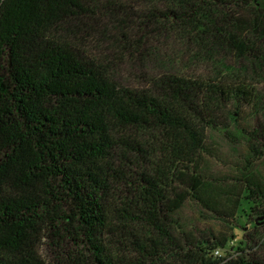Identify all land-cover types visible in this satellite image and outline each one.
<instances>
[{"label": "trees", "instance_id": "trees-1", "mask_svg": "<svg viewBox=\"0 0 264 264\" xmlns=\"http://www.w3.org/2000/svg\"><path fill=\"white\" fill-rule=\"evenodd\" d=\"M170 40L230 79L180 75L152 52ZM147 52L162 74L123 86ZM239 102L264 112V0H0V264H264V221L213 259L227 239L184 218L208 205L205 133Z\"/></svg>", "mask_w": 264, "mask_h": 264}, {"label": "rangeland", "instance_id": "rangeland-1", "mask_svg": "<svg viewBox=\"0 0 264 264\" xmlns=\"http://www.w3.org/2000/svg\"><path fill=\"white\" fill-rule=\"evenodd\" d=\"M159 43L152 47V52L158 60L176 58L180 75L192 79H230L229 73L221 72L205 59L194 58L191 54L182 56L180 46L175 41ZM153 53L147 52L143 60L134 59V63L128 56L124 59L119 67L123 86L145 90L157 74H162L149 62L148 56H153ZM227 111V121L221 120L218 127L206 131L205 149L198 164L193 166L204 183L202 196L207 199L208 205L190 197L184 208V218L190 221L191 228L197 230L193 233L195 238L201 235L210 236L213 241L227 239L228 242L219 247V255L211 254L213 259L225 257L229 252L235 253L238 248L244 249L245 234L257 224L262 226L264 221L256 214L264 204L260 206L252 198L255 182H264V140L256 142L253 133L258 123L264 129V112H257V107L245 102L229 104ZM253 143L259 147L260 156L251 151ZM261 244L256 250L264 256V236Z\"/></svg>", "mask_w": 264, "mask_h": 264}, {"label": "built area", "instance_id": "built-area-1", "mask_svg": "<svg viewBox=\"0 0 264 264\" xmlns=\"http://www.w3.org/2000/svg\"><path fill=\"white\" fill-rule=\"evenodd\" d=\"M220 251L216 250L214 254L219 255Z\"/></svg>", "mask_w": 264, "mask_h": 264}]
</instances>
